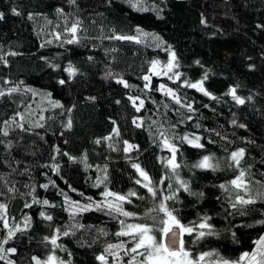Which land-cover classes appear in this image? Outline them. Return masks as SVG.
I'll use <instances>...</instances> for the list:
<instances>
[{
  "label": "trees",
  "instance_id": "1",
  "mask_svg": "<svg viewBox=\"0 0 264 264\" xmlns=\"http://www.w3.org/2000/svg\"><path fill=\"white\" fill-rule=\"evenodd\" d=\"M133 3L137 0H0V89L19 87L0 97V204L6 205L10 226L29 222L4 245L16 249L7 254L12 264H34L33 257L43 264L49 255L63 264H141L144 257L131 252L133 238L117 233L129 224L161 231L164 213H146L173 193L176 199L163 202L181 225L194 228L182 233L190 258L210 254L201 264L238 261L264 236L259 223L264 221V0H139L140 10ZM77 20L79 43L69 44L66 29ZM113 35L140 42L110 39ZM169 46L177 67L151 75L153 61L168 63ZM69 65L77 69L71 77L65 71ZM198 81L209 95L185 83ZM231 89L244 104L235 102ZM185 136L199 137L203 147ZM165 139L177 149L175 172ZM239 149L245 154L237 167L230 156ZM204 156L218 167H193ZM133 164L147 173L155 198ZM241 170L247 195L230 183ZM178 180L202 195L184 191ZM106 191L126 199L105 197ZM237 194L256 202L234 209ZM104 201L133 215L109 210ZM72 205L91 208L73 212ZM205 217L213 235L198 238L209 231L198 228ZM53 235L62 247L45 241ZM6 236L0 221V240ZM121 244L119 253L109 248Z\"/></svg>",
  "mask_w": 264,
  "mask_h": 264
},
{
  "label": "snow or ice",
  "instance_id": "2",
  "mask_svg": "<svg viewBox=\"0 0 264 264\" xmlns=\"http://www.w3.org/2000/svg\"><path fill=\"white\" fill-rule=\"evenodd\" d=\"M69 2L74 4L75 0H69ZM138 3H139V0H137V3H133L132 7L137 8V10H140L138 8ZM12 11L14 15H20V12H18L15 8H13ZM57 12L62 13V9H57ZM3 18H4V14L0 13V19H3ZM31 18L32 17L29 16V19ZM201 23H205V21L202 19ZM79 28H80V21L77 20L75 23L72 24L70 28L66 29V31L71 33V36H72L71 39L66 41L67 43L69 44L79 43V39L77 37V32L79 31ZM137 32L140 35H148V34L143 33V31L139 28L137 29ZM109 38L115 39V40H135L137 43L140 42V40L136 36L113 35L112 37H109ZM153 38L159 40V37L154 36ZM57 39H59V36H57ZM15 54L16 53H11V55H15ZM89 59H91V57H89ZM0 60H3L2 56H0ZM158 63H159L158 61H153L152 68L150 69L155 75L160 74L155 71ZM175 67H177L176 55L174 52L170 50V46H169V61H168V64L165 66L166 72L164 74L172 72ZM65 71L68 72L69 76L71 77L76 74L77 69L69 65V67L66 68ZM108 75L111 76L112 74L109 72ZM176 75L177 77H179L178 73H176ZM144 79L148 81L150 77L146 75L144 76ZM117 82L123 84L125 87L129 86L123 79H118ZM4 83L8 84L9 81L5 80ZM60 83L64 84L65 81L61 80ZM185 83L187 84L188 87L196 88L197 90L204 92L205 95H209V93L205 91L204 88L202 87L203 81H198L196 83H188V82H185ZM145 87H148V85L146 84ZM161 88H163V85H161ZM25 90L32 91L31 89H25ZM17 91H19L18 86L10 87L6 90L0 89V97H3L5 95H11L12 93H16ZM166 94L169 96L175 97V94L173 93L171 89H168ZM229 94L232 95L233 99L235 100L237 104L245 103L243 99L235 95V89H231ZM129 99L133 100V104L135 106V100L131 97ZM176 102L180 103V100L178 97H176ZM117 103H119V101H117ZM53 106L60 107L58 103H55ZM142 106H143V101H140V107ZM140 107H137L136 110L139 111ZM188 108L189 110H192L191 105H188ZM233 123L235 124V121H233ZM18 126L22 127V125H18ZM139 126L140 125L137 124V127ZM66 127L71 128V120L68 121V124L66 125ZM240 127H244V126L240 125ZM113 132L116 135H119L117 129L114 128ZM3 135L7 136L8 132L4 131ZM163 135L164 133L162 132L161 136ZM105 139H110V137H106ZM183 139L187 141L188 143L192 144L194 147H198V148L203 147V145L198 143L199 137H196L195 141L190 140L187 136H185ZM96 143H100V141L98 140L96 141ZM125 143L127 144V142ZM164 144L172 152V157L168 160V165L171 167L173 172H175V169L180 167V165L176 163V160H175L177 149L175 148L174 145L168 143L167 139L164 140ZM131 148L132 146L128 145L125 148V151L126 152L129 151ZM244 154H245L244 149H239L238 151H234L231 153L230 160L238 167L241 164V160L243 159ZM210 160L211 158L209 156H204L202 160L198 164L194 165L193 167H197L200 169L215 170L218 167V165L212 164ZM133 167L137 170V172L143 178V180L147 181V183H144L142 186L147 189V191L152 195L153 198H155L157 196V191L153 186H151L152 182L150 178L148 177L147 173H145L138 164H133ZM245 175H246L245 171L241 170L239 175H237L230 183L234 189L238 190V192L243 191L245 195H247L249 192V188H248L247 183L245 182ZM137 183H140V181H137ZM161 183H163V181H161ZM178 183L180 184V186L183 188L184 191H188L191 195H194V196L202 195V193L198 194V193L191 192L186 182L178 180ZM42 187L46 188L47 185H43ZM220 187L225 189V191L228 190L226 185L222 184L220 185ZM169 188H171V185H169ZM130 195H134V193H130ZM104 196L105 197L115 196L116 201H124L126 199V197L116 195L110 191H106L104 193ZM173 199H176L175 193H173L172 195L164 196L163 200L160 202L157 208L149 209V212L146 213L147 216H150L151 212H163L164 215L167 217V219H164L162 221L165 227L161 229V231L163 232L165 236L169 237L170 242H171L169 245H166L163 242H158L156 236L153 235L154 228L147 224H134V225L129 224L126 226V230H122L117 233V235L131 236L133 238V240L135 241V246L131 248V252L137 253L138 255H141L144 257V259L141 261V264H201V262L204 261L205 257L210 255L209 253H204V254H201L198 258H190L189 252H187L183 247V240L180 241L181 246L179 250H176L172 247V245L175 244L176 237H177V233L174 231L172 225H175L176 227L180 228L181 231L185 233L191 234L194 231V228L192 227H185L181 225L179 221L176 219V217L173 215V213L168 210L165 203L163 202V201L173 200ZM34 202L38 203V201H35V200ZM255 202L256 201L253 198H251V196H249L248 198H245L244 195L237 194L235 198V202L232 203L231 206L232 208L235 209L238 206L243 207L246 205L254 204ZM43 203L47 205L48 201L45 200L43 201ZM25 206L30 207V205H25ZM100 207H101V204H96V208H100ZM90 208H91V205H85L81 207L80 210L88 211L90 210ZM107 208L109 210H114L118 212L120 215H123L125 217H129L133 215L132 213L124 211L123 208L119 204L108 203ZM241 214H244L243 211L241 212ZM40 215L46 220L50 221L52 219L50 215H45V213L43 212H41ZM151 218L153 220L156 219V217H151ZM207 219L208 218L205 217L204 220L201 223H199L198 228L199 229H209V231L207 232L200 231L198 238H203L206 235H213V232L211 231L212 226L207 223ZM0 221H3V227L4 229L7 230L6 238L0 240V261H6V264H12V261L7 259V254H14L16 252V249L15 248H5L4 245H7L8 242L12 240L18 232H22L27 229V227L29 226L28 218H26L25 220L24 228H21L19 225H16L15 227L10 226L7 215H6V205L0 204ZM259 223H264V221H260ZM121 225L122 226L124 225V221H121ZM69 234H70L69 232L63 233V235L65 236ZM234 235L235 234L233 233V236ZM58 238H59L58 236L53 235L52 237H45L44 239L45 241L50 242L51 245L54 246V248H60L62 246L57 244ZM254 243L256 247L253 249V251L251 253L249 252L243 253L238 261H228L225 259H221L217 262V264H264V236H261ZM113 247H123V245L122 244L121 245H109V248H113ZM139 249H144V252H139L138 251ZM32 259L34 261V264H42V261L39 258L33 257ZM97 259L104 261L105 258L103 256H99L97 257ZM133 260H135V257H133ZM43 264H57V257H55V255H49L47 261H44ZM60 264H63V262H60Z\"/></svg>",
  "mask_w": 264,
  "mask_h": 264
},
{
  "label": "rangeland",
  "instance_id": "3",
  "mask_svg": "<svg viewBox=\"0 0 264 264\" xmlns=\"http://www.w3.org/2000/svg\"><path fill=\"white\" fill-rule=\"evenodd\" d=\"M168 63H166L165 65H163V67H161L160 65H158L157 64V66H156V69H155V71L157 72V73H160V74H164L165 72H166V68H165V66L167 65ZM150 73H151V75H153V72L150 70ZM160 74H158V75H160ZM155 75V74H154ZM108 203H111L110 201H104L103 202V205L104 206H107V204ZM82 206H71V210L73 211V212H75V211H77V210H80V208H81ZM165 218L167 219V217L165 216ZM172 226H174V225H172ZM164 227H165V225H164ZM163 227V228H164ZM162 228V229H163ZM124 230H126V228L124 229ZM182 233H184V232H182L181 231V235H182ZM153 235H155L156 236V238H157V241L158 242H163V236H164V234H163V232L162 231H156V230H154V232H153ZM256 247V246H255ZM124 249V246L123 247H115V248H113V252H121V250H123ZM57 264H60V262H58Z\"/></svg>",
  "mask_w": 264,
  "mask_h": 264
},
{
  "label": "water",
  "instance_id": "4",
  "mask_svg": "<svg viewBox=\"0 0 264 264\" xmlns=\"http://www.w3.org/2000/svg\"><path fill=\"white\" fill-rule=\"evenodd\" d=\"M172 227H173L174 231L177 233L176 242H175V244L172 245V247L176 250H179V248L181 246L180 241L182 240L181 229L176 227L175 225ZM162 239H163V243L166 245H169L171 243L168 236L164 235Z\"/></svg>",
  "mask_w": 264,
  "mask_h": 264
}]
</instances>
